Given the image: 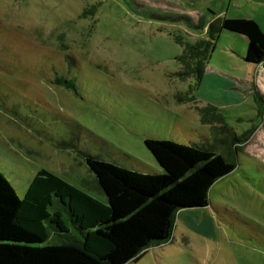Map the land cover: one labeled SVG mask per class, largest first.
Returning <instances> with one entry per match:
<instances>
[{
  "label": "rangeland",
  "instance_id": "obj_1",
  "mask_svg": "<svg viewBox=\"0 0 264 264\" xmlns=\"http://www.w3.org/2000/svg\"><path fill=\"white\" fill-rule=\"evenodd\" d=\"M179 10L252 18L264 31V4L255 0H0V172L19 197L44 168L105 202L85 152L157 173L145 138L220 152L211 129L218 118L236 134L255 124L235 170L209 189L212 206L190 214L202 223L208 215L207 233L178 223L185 236L177 232L126 264H264V119L257 115L264 102L252 88L224 105L230 92L245 94L207 80L193 89V77L173 75L182 52L174 37L204 36L176 19ZM225 32L223 47L236 36ZM54 68L74 75V85L52 82ZM192 94L201 101L186 100Z\"/></svg>",
  "mask_w": 264,
  "mask_h": 264
},
{
  "label": "trees",
  "instance_id": "obj_2",
  "mask_svg": "<svg viewBox=\"0 0 264 264\" xmlns=\"http://www.w3.org/2000/svg\"><path fill=\"white\" fill-rule=\"evenodd\" d=\"M207 13L214 15L210 10ZM176 14V19L204 31V36L195 40L174 37L182 52L176 57L181 68L173 75L182 80L193 77V89L203 80L222 32L245 36L244 60L264 65V31L254 19L209 20L200 16L194 21L188 14ZM61 47L66 46L61 43ZM50 80L69 89L76 77L54 68ZM253 91L255 100L264 102L255 85ZM186 98L190 101L196 96ZM261 105L257 115L263 121ZM218 120L211 129L222 145L220 152L169 139L145 138V147L162 168L157 173L131 170L85 152L95 187L105 195V202L44 168L37 170L19 197L0 172V264H126L137 261L147 248L168 242L179 210L210 204L209 189L235 170L236 151L256 129L252 124L236 134L222 117Z\"/></svg>",
  "mask_w": 264,
  "mask_h": 264
},
{
  "label": "crops",
  "instance_id": "obj_3",
  "mask_svg": "<svg viewBox=\"0 0 264 264\" xmlns=\"http://www.w3.org/2000/svg\"><path fill=\"white\" fill-rule=\"evenodd\" d=\"M255 1L264 4L263 0ZM178 12L190 15L194 21L200 16H205L209 20H211L213 17H217L214 12V15H210L209 13L203 11L194 12L193 10H191V12L179 10ZM224 33L226 32H222L219 35L215 49L211 54V57L205 67V75L203 77V80H207L206 83L209 84L211 87H213L214 85L216 88L220 89H222L223 87L226 89H234L238 92H241V94H245L243 98H239V96L233 92H230L229 96L223 93L226 95L227 99H225L229 100L228 102L224 103V105L236 104L241 102L242 100H244V97H247V95L249 94V89H254V85L260 90V92L264 96V65L252 64L244 60L247 38L243 35L235 34L236 36L231 38L232 45H226L223 47L218 44L221 35ZM235 42L236 44H238L237 46H239L238 50L234 47ZM218 49L224 52L220 55L218 53ZM203 80H201L200 84ZM210 80H213V83H211ZM221 81H223V83H221ZM208 90L210 91V89ZM207 96V98H210V93H207ZM196 98L198 99L199 96H196ZM199 101H201L200 98ZM209 206H212V204L210 203L207 207L203 208H187L179 210L176 216L175 227L172 233L173 239L175 233L179 232L180 234H182V236H185V233H188L187 230L193 231L191 233H207L208 228L206 227V225H208L209 223V221L207 220L209 219L208 215H206V217L204 218V222L202 223V221H199L198 219L193 220L190 214L197 215V212L199 211H203V213H206V210L209 208ZM186 218H188V220H186ZM178 223H183L187 230L182 229V227L179 228ZM210 225L211 223L209 224V226Z\"/></svg>",
  "mask_w": 264,
  "mask_h": 264
}]
</instances>
